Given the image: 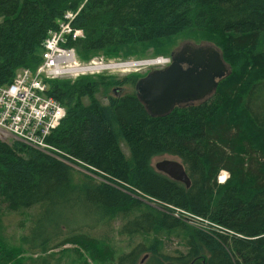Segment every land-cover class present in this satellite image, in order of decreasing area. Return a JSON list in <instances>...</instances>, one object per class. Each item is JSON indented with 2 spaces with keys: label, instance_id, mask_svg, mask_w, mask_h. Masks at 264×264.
I'll return each instance as SVG.
<instances>
[{
  "label": "trees",
  "instance_id": "obj_1",
  "mask_svg": "<svg viewBox=\"0 0 264 264\" xmlns=\"http://www.w3.org/2000/svg\"><path fill=\"white\" fill-rule=\"evenodd\" d=\"M66 11L76 13L71 26L83 36H67L63 46L80 61L170 56L184 35L213 44L230 73L206 99L163 116L148 114L134 91L111 94L134 87L137 72L45 80L66 112L46 142L101 181L25 143L0 140V218L36 204L44 212L83 205L98 217L95 226L118 216L119 233L151 236L118 255L105 234L70 233L50 244L66 222L40 246L21 237L31 252L73 244L83 264H264V0H0V85L19 68H37L43 40ZM165 154L179 158L188 187L152 166ZM221 170L228 176L218 182ZM173 208L209 222L192 225ZM82 226L92 227L67 229ZM158 234L175 236L184 250L164 251ZM6 244L0 231V264H22L21 247Z\"/></svg>",
  "mask_w": 264,
  "mask_h": 264
},
{
  "label": "built area",
  "instance_id": "obj_2",
  "mask_svg": "<svg viewBox=\"0 0 264 264\" xmlns=\"http://www.w3.org/2000/svg\"><path fill=\"white\" fill-rule=\"evenodd\" d=\"M75 14L66 11L57 30L48 33L42 43V61L35 70L19 68L9 83L0 85V140L20 141L89 174L91 172L85 169L89 167L87 164L46 142L47 136L59 126L66 112L59 101L48 94L45 80L126 73L133 67V63L161 58L162 62L149 64L166 65L169 59L162 56L142 60L95 56L88 61H80L73 48L62 44L67 36L72 39L83 36L81 29L71 26ZM173 209L175 216L182 215L191 224L194 220L199 223L209 222L185 210Z\"/></svg>",
  "mask_w": 264,
  "mask_h": 264
},
{
  "label": "rangeland",
  "instance_id": "obj_3",
  "mask_svg": "<svg viewBox=\"0 0 264 264\" xmlns=\"http://www.w3.org/2000/svg\"><path fill=\"white\" fill-rule=\"evenodd\" d=\"M183 40H188V37L184 35H179L176 38L172 51L178 45H180V43H182ZM154 57L157 56H148L145 58H141V60L147 58H154ZM162 57L169 59V56L166 55ZM128 59L136 60L133 57ZM143 62L145 61H142L140 63ZM157 65L160 64L132 65L133 67L129 68V72L115 73V75H117L118 77H123L128 75L129 73H132L133 71L136 72L138 69H143L146 67H152ZM133 88L134 87L132 85L122 84L119 86L118 89L114 88L111 94L121 95L125 92L133 91L134 90ZM261 96H262L261 106L262 105L264 106V91L262 92ZM97 97L100 100V102L102 103L107 102V99L103 97L101 94H97ZM84 101L87 102V100ZM12 142L13 141L11 140L7 143L11 144ZM121 148L125 153V155L128 156L129 151L127 146L124 143H121ZM163 158H173L179 160V158L176 156L165 154L152 158L151 160L152 166H154V164L158 160ZM79 172H81V170H79ZM71 175L74 176L75 181L83 180V176H81V174L79 173H76V171L75 172L71 171ZM87 175L92 177L94 179V182L101 181V179L98 178V176L94 175L92 172ZM227 176H228V172L226 170H221L218 173V177H217L218 182H220L221 180H225ZM39 205H43V209ZM153 206L158 207L156 204H154ZM45 208L46 206L44 204H36L30 208L16 210L11 213H6L0 218V231L2 233V237L5 239L7 243L6 245L21 247L23 251L22 264H83L85 257L84 256L80 257L75 251L70 250L74 247L73 244H65L64 246L57 245V247L47 252H44L43 249L39 251L31 252L24 243L25 240L22 239L21 241V237L23 235H24L23 237H25L26 235V241H29L31 248L34 247L35 245L40 246L38 244L41 243L43 240L47 239L48 237H50L51 235L53 237H50L49 241L60 234L59 231L57 232L58 235H54L55 231H53V228L57 224L62 223L63 225V222H66L68 228H75L79 224H83V223L92 225V227L88 228L82 226L76 229H67L66 226H63L62 229L63 231L61 232V234L58 237H56L54 240H52L50 244L54 243L55 245L60 240L64 239L65 237H68L70 233L85 232L95 237H100L101 235L105 234L107 236L108 244L114 249L115 254L118 255L121 252L128 251L138 242L148 243L149 239L151 238V236L144 235L141 233H135L132 235L119 233L118 231L119 226H121L124 220H122L118 216L110 219L109 223L104 222L95 226L94 224L98 217H96L94 214H89L87 209L83 205H74V207H72V205L54 206L52 208H48L46 212H44ZM192 225L198 226L200 225V223L197 220H194L192 222ZM158 236L164 240V244H163L164 251L172 252L176 248L184 250V248L181 245H179L178 239L175 236H171L169 237V239H166V237L163 234H158ZM146 255H147L146 253L142 254L141 259L144 260L146 258ZM88 262H89L88 264H97L92 260H88ZM111 264H115V263L112 262Z\"/></svg>",
  "mask_w": 264,
  "mask_h": 264
},
{
  "label": "water",
  "instance_id": "obj_4",
  "mask_svg": "<svg viewBox=\"0 0 264 264\" xmlns=\"http://www.w3.org/2000/svg\"><path fill=\"white\" fill-rule=\"evenodd\" d=\"M171 56L172 60L164 68L147 73L135 84L136 96L151 116H163L176 105L201 101L230 73L221 52L211 43H187ZM154 167L186 187L190 185L179 160L163 158Z\"/></svg>",
  "mask_w": 264,
  "mask_h": 264
},
{
  "label": "flooded vegetation",
  "instance_id": "obj_5",
  "mask_svg": "<svg viewBox=\"0 0 264 264\" xmlns=\"http://www.w3.org/2000/svg\"><path fill=\"white\" fill-rule=\"evenodd\" d=\"M187 43H190V44H196V43H194L193 41H191V40H183L182 41V43H180V45H178L171 53H176V52H178V51H180L181 49H182V47L184 46V45H186ZM197 44H200V43H197ZM172 60V56H171V54H170V56H169V62ZM166 65H158V66H152V67H146V68H143V69H138L136 72L137 73H139L140 75L137 77V80L135 81V84H136V82L138 81V79L139 78H141V77H143V76H145L147 73H149V72H151V71H153V70H157V69H161V68H164ZM134 72V71H133ZM135 84H134V93L136 94V92H135ZM207 98V97H206ZM206 98H204V99H206ZM204 99H202V100H204ZM189 104H191V103H188V104H182V105H176V106H180V107H185V106H187V105H189Z\"/></svg>",
  "mask_w": 264,
  "mask_h": 264
},
{
  "label": "bare ground",
  "instance_id": "obj_6",
  "mask_svg": "<svg viewBox=\"0 0 264 264\" xmlns=\"http://www.w3.org/2000/svg\"><path fill=\"white\" fill-rule=\"evenodd\" d=\"M55 30H57V28L55 29ZM66 41V38L64 39V41L62 42V44L64 43ZM153 62H162V59H158V61H151V62H148V61H145V62H143V63H133L132 65H142V64H149V63H153ZM151 65V64H150ZM262 77V76H261ZM221 181H223V180H221Z\"/></svg>",
  "mask_w": 264,
  "mask_h": 264
}]
</instances>
